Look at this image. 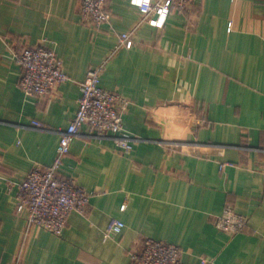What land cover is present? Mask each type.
<instances>
[{"label": "crops", "instance_id": "1", "mask_svg": "<svg viewBox=\"0 0 264 264\" xmlns=\"http://www.w3.org/2000/svg\"><path fill=\"white\" fill-rule=\"evenodd\" d=\"M108 1L110 24L93 30L80 0H0V263L134 264L133 245L152 237L178 245L185 264H264V0H194L164 24L151 14L113 55L142 16L135 0ZM22 43L55 50L70 80L54 95L21 89ZM101 64V86L131 101L124 128L139 140L125 151L75 138L60 172L93 193L87 211L72 212L62 235L29 226L16 184L53 163L79 82ZM173 141L226 148L205 157ZM227 206L248 216L244 232L215 226ZM115 219L125 227L107 236Z\"/></svg>", "mask_w": 264, "mask_h": 264}, {"label": "built area", "instance_id": "2", "mask_svg": "<svg viewBox=\"0 0 264 264\" xmlns=\"http://www.w3.org/2000/svg\"><path fill=\"white\" fill-rule=\"evenodd\" d=\"M108 2V0H80L79 14L82 23L93 30H99L102 26L110 24L112 14ZM193 3L194 0H135L134 4L138 7L142 18L132 30L119 36L118 44L111 55L133 42L138 28L151 14L157 16L158 23L164 24L172 12L183 13ZM14 54L23 69L19 85L29 95L52 96L62 83L70 80L55 50L46 43L39 45L22 43ZM104 68L105 64L90 68L85 79L79 82L81 90L79 108L69 126L57 131L60 141L53 163L46 168L35 166L20 183L16 184L18 209L28 210L29 226H37L56 235H62L72 212L87 211L93 193L81 186L74 177L63 176L60 172L75 138L109 137L125 151H130L133 147L132 142L139 140L126 133L124 128L123 116L131 101L119 92L101 86ZM169 144L172 147H180L192 155L216 158L222 157L226 148L220 144L200 142L173 141ZM225 165L226 162H221V167ZM0 178H2L1 173ZM248 221V216L237 212L233 206H227L215 217L214 224L230 235H237L246 230ZM124 227V222L115 219L106 234L118 236ZM182 253L178 245L152 237L141 238L130 250L134 264H185ZM202 263L213 264V261L203 258ZM5 264H22L21 256H14L10 263Z\"/></svg>", "mask_w": 264, "mask_h": 264}]
</instances>
